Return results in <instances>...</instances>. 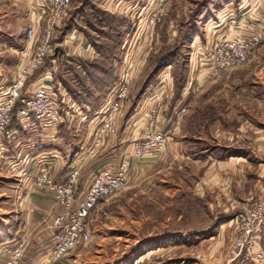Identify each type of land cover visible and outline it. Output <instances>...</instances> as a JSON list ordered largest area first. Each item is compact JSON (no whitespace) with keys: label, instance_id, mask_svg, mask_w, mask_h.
Here are the masks:
<instances>
[{"label":"rangeland","instance_id":"374dc122","mask_svg":"<svg viewBox=\"0 0 264 264\" xmlns=\"http://www.w3.org/2000/svg\"><path fill=\"white\" fill-rule=\"evenodd\" d=\"M93 2L71 1L63 25L56 33V43L64 42L72 30L67 29V25L74 14L75 24L89 35L94 34L87 26L89 19L96 28L99 26L96 19L90 17L92 5L97 7ZM139 2L140 10L144 8L143 14L138 16L143 18L141 21L135 17L136 21L120 17L125 21L119 30L120 50L116 56L118 61L122 54L120 71L99 109L120 79H128L126 83L121 82L126 87L124 95L119 97L123 89L116 94L121 106L112 120L116 127L114 136L124 135L134 121L138 122L134 128L138 127L139 137L151 119L160 129L158 117L163 110V117L169 120L165 130L161 129L166 140L153 153L154 156L159 154L157 158L131 177L129 174L121 190L95 204L86 222L95 218L99 227L91 230L88 225L91 237L74 252L84 258L85 264H200L197 257H202L201 251L206 250L202 242L209 241L217 222H226L232 217L225 212L240 209L229 227L228 252H233V243L241 235L239 219L244 207L264 192V0H165L159 7L155 0ZM80 7L84 11L76 14L75 10ZM139 11L137 14L141 13ZM154 14L156 19L149 23V17ZM230 27L236 35L248 37L263 33V37L241 64L198 83L199 65L194 69L191 64L194 52L206 51L204 45L208 40L213 46L217 40L228 36ZM222 34L224 37H220ZM0 41L19 46L17 39ZM27 44L29 61L33 43ZM45 59L49 61L50 57ZM56 63L59 71L67 66L61 61ZM158 63L164 66L152 76ZM186 85V101L181 102L175 114L165 116L167 100L179 98ZM52 89L59 96L53 84ZM64 103L60 100L61 106ZM74 121L73 127H85L81 119ZM130 149L129 146L126 152L129 155ZM241 154L250 160L243 174L251 185L240 188L230 183L229 198L227 177L237 180L242 171L227 163L228 155ZM206 155H212L215 163ZM246 186H250L248 198ZM232 205L236 207L231 208ZM0 206L8 208V205ZM263 237L262 232L259 238L262 249Z\"/></svg>","mask_w":264,"mask_h":264},{"label":"crops","instance_id":"0c3cea01","mask_svg":"<svg viewBox=\"0 0 264 264\" xmlns=\"http://www.w3.org/2000/svg\"><path fill=\"white\" fill-rule=\"evenodd\" d=\"M41 1L0 0V39L13 38L17 39L19 43V46L14 47L5 44V41H0V92L5 90L13 81L19 62L27 59L29 50L27 48L26 29L30 25L31 19L37 18L40 14ZM93 1L97 7L118 14L119 17L123 15L130 20H134V17L139 18L140 21L143 19L138 17L144 11L143 7L140 10L138 6L139 0ZM137 11L141 13L137 14ZM75 18L74 16L73 21H75ZM215 31H219V29ZM236 33L230 27L227 37L234 36ZM220 37H224L223 34ZM58 40L60 41V39ZM58 44L57 46H60L61 50L54 51L49 56V61L44 60L43 65L26 81L24 90L31 92L41 82L53 84L58 93H61L62 96L60 97L66 102L62 104V107L66 109L62 111L60 119L51 126H43L35 121L20 123L14 116L7 131L0 135V205H8V208L4 209L0 206V264H3L6 257V248L19 241L24 243L22 264H85L84 258H80V255L74 250L61 259L52 260L49 257L48 250L55 232L52 227V219L60 212L61 206L54 199L51 192L34 188L31 184L30 175L34 172L37 159L41 155L55 154L58 157L52 167V175L57 179L65 178L72 163L78 161L76 164L80 166V175L77 178L76 194H80L84 190L92 175L104 164H114L125 157L130 163L129 174L131 177L136 171L143 169L145 165L151 163L159 155L149 154L139 159L126 153L131 142L139 138L138 127L134 128L138 122L134 121L132 128L125 129L124 135L109 138L95 157L85 156L83 151L90 140L96 119L99 118V111L97 110L101 108L104 98L99 101L97 108L93 110L88 103H79L73 97L70 89H75L77 94L82 96L86 94L81 89L76 74L84 78L86 84L92 88L90 79L85 76L86 71L84 68L90 61L98 58L99 53L90 44L84 28L75 24V22L72 25V30L66 35L64 42ZM204 47L207 48L206 51L197 50L194 52L191 63L194 65V69L198 68L199 65L196 79L201 84L209 79L207 69L203 64V60L206 58L205 55L211 47L209 40ZM121 55L118 61L117 57L112 59V73L115 80L118 71H120L118 65L122 59ZM57 61L64 62L67 65L66 68L63 66L59 71ZM46 75L47 77H45ZM186 91L187 85L186 89L182 90L179 98L172 101L167 100L168 112L164 113L165 116L168 113L171 116L176 113L181 102H185L187 99L184 96ZM69 102L72 104H68ZM162 113L163 110L160 111L158 117V126L160 129L165 130L167 127L166 122H169V120H165ZM74 119H77V121L81 119L85 129L83 127H73L72 120L75 122ZM116 123L118 125V121ZM129 134L130 136H127ZM79 156L81 157L80 160L77 159ZM206 156L213 161L212 155ZM228 158L227 163H232L239 171H242L237 180L232 181L230 177H227V183L229 182L227 185L228 197L231 198L232 186L240 188L242 186L243 188L249 183L251 185V182H248L245 174H243L245 167L248 168L250 165V160L244 154L228 155ZM217 161L219 162V160ZM214 163L213 161L212 164ZM246 187V191H244L246 192V198H248L250 196V186ZM243 198L245 199V197ZM233 200L237 202L234 196ZM234 206L232 205L231 208ZM239 212L240 209L231 213L225 212L226 215L232 214V217L226 222H217V228L210 235L209 241L202 242L206 246V250L201 251L202 257L196 256L201 260V263L199 260H196V263L202 264L205 261L204 264H255L252 260L243 262L241 256H236L235 252L232 251L228 252L230 244L229 227ZM87 223L91 230L99 227L95 218ZM262 246L264 248V237Z\"/></svg>","mask_w":264,"mask_h":264},{"label":"built area","instance_id":"2783aa9c","mask_svg":"<svg viewBox=\"0 0 264 264\" xmlns=\"http://www.w3.org/2000/svg\"><path fill=\"white\" fill-rule=\"evenodd\" d=\"M72 0H42L40 14L31 19L26 29L27 42L33 43L32 57L29 61L23 59L19 62L15 77L11 84L0 92V135L7 131L12 123L14 106L15 118L20 123L39 122L43 126H51L60 119L64 108L60 105L58 94L52 89V84L41 82L37 87L27 92L24 90L29 76L42 64L47 56L54 53L57 31L63 25ZM165 0H155L157 7L162 6ZM156 14L149 17L153 23ZM263 33H253L248 37L237 34L233 38L224 37L211 46L205 55L203 64L207 69V77L213 78L225 69L241 64L251 54L260 42ZM47 77V75L45 76ZM113 87L99 111L92 129L90 140L84 148L86 157H95L107 138L114 136L116 127L114 115L121 106L116 94L119 91L122 97L126 87L121 82ZM122 86V88H120ZM70 101V100H68ZM72 104V103H71ZM155 109V108H154ZM154 112V110H152ZM150 120L148 128L143 135L130 144V154L134 158H141L156 152L164 145L165 133ZM58 157L55 154L41 155L37 159L34 172L30 175L34 188L49 191L61 206L60 212L52 219L55 232L48 250L49 257L57 260L72 252L78 245L91 237V231L86 222L90 211L95 204L108 198L121 190L128 179L130 171L129 161L123 157L117 163L104 164L92 175L86 187L80 194H76L77 178L80 175V166L72 163L67 176L57 179L52 175V167ZM78 160L81 159L79 156ZM241 235L233 243V252L241 256L243 262L252 260L255 264H264V249L259 247L260 234L264 230V192L261 196L244 207L240 215ZM6 257L3 264H22L24 258V243H13L5 250Z\"/></svg>","mask_w":264,"mask_h":264},{"label":"trees","instance_id":"16d2710c","mask_svg":"<svg viewBox=\"0 0 264 264\" xmlns=\"http://www.w3.org/2000/svg\"><path fill=\"white\" fill-rule=\"evenodd\" d=\"M92 8L94 9H92L90 17L95 18L99 26L96 28V25L92 23L90 19L87 20V26L90 31L94 32V34L89 35L87 32L86 33L90 44L99 53V57L90 61L84 68L86 76L91 81L92 88L86 84L84 78L80 77L79 74H76L77 81L86 94L85 96H82L77 94L75 89H69L71 90L73 97L79 103H88L94 110L97 108L99 101L105 97L108 88L115 80L112 73V59L119 53V30L123 27L125 21H123L119 15L101 10L94 5H92ZM75 11L76 14H81L80 12L84 11V9L80 7ZM74 16L75 14L70 17L67 29L72 28ZM166 56L161 58V63H163ZM162 66H164V64L158 63L156 69L152 71L151 75H156ZM18 105L19 102H16L12 112L13 117L15 114V108Z\"/></svg>","mask_w":264,"mask_h":264},{"label":"water","instance_id":"95a60500","mask_svg":"<svg viewBox=\"0 0 264 264\" xmlns=\"http://www.w3.org/2000/svg\"><path fill=\"white\" fill-rule=\"evenodd\" d=\"M58 50H61L60 46L55 47V52L58 51Z\"/></svg>","mask_w":264,"mask_h":264}]
</instances>
